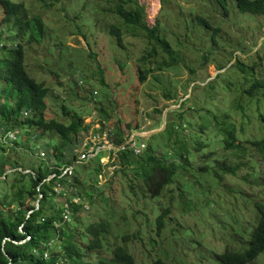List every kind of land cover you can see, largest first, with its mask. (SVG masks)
<instances>
[{
    "label": "rangeland",
    "instance_id": "obj_1",
    "mask_svg": "<svg viewBox=\"0 0 264 264\" xmlns=\"http://www.w3.org/2000/svg\"><path fill=\"white\" fill-rule=\"evenodd\" d=\"M10 1L23 2L34 13L30 15L39 14L43 21L42 44L26 52V63L28 75L48 88L46 119L62 121L63 104L84 116L87 136L102 129L98 119L106 121L108 131L116 124L129 125L145 136L162 128L146 137V145L167 161L177 153L189 163L152 197L137 174L145 152L139 157L130 154L131 167L122 166L108 138L100 162L115 170L102 174L101 180L96 178L97 160L84 168L73 162L87 182L84 191L93 197L84 201L90 209L78 213L77 262L99 264L111 246L125 248L136 264H220L216 256L225 250L244 251L256 224L253 204L264 202V163L249 146V141L264 137L259 121L264 116V90L251 89L264 78V13L241 14L233 1L226 12L214 0H136L144 7L146 23L157 27L181 61L141 83L137 63L152 44H147L145 31L123 22L116 24L122 41L117 44L108 29L118 20L106 12L105 0H59L47 10L39 0ZM196 17L212 30L197 26ZM20 133V149L11 160L34 171L53 164L43 160L45 156L39 158V152L45 153L46 144L55 145L56 140L35 132L26 135V129ZM228 133L240 148L224 150ZM13 171L5 166V173ZM142 172H149L147 165ZM11 183L8 178L6 186L0 185V197ZM9 207L15 210L17 203ZM166 210L158 230L157 219ZM101 221L107 225L102 247L86 251L91 238L84 231ZM51 247L58 245L53 242ZM252 264H264V253Z\"/></svg>",
    "mask_w": 264,
    "mask_h": 264
},
{
    "label": "trees",
    "instance_id": "obj_2",
    "mask_svg": "<svg viewBox=\"0 0 264 264\" xmlns=\"http://www.w3.org/2000/svg\"><path fill=\"white\" fill-rule=\"evenodd\" d=\"M56 1L59 0H50L49 3L46 0H39L46 10ZM105 1L108 4L106 12L118 20L111 23L108 29L117 44L122 42L120 31L116 27L119 22L145 31L148 37L147 44H152L137 63L136 73L141 83L145 82L148 76L156 78L154 74L158 71L180 64L181 61L176 57L169 41L158 35L155 25L150 27L146 23L144 7L136 0ZM214 1L226 12L229 2L233 1L241 14L264 13V0ZM30 12L34 14L23 2L0 0V185L6 186L8 178H12V183L0 197V264H79L77 260L80 253L76 237L79 234L78 224L81 218L78 213L90 209L84 201L93 197L84 191V184L87 182L80 179L74 168L78 157L75 150L81 148L89 126L84 124V116L67 109L63 104L59 108L62 121L55 118L46 119L48 88L27 73L26 52L31 47L41 45L44 37L41 16L30 15ZM194 22L197 26L212 30L202 18L196 17ZM217 32L215 30L213 34ZM199 58L205 62L202 57ZM141 65L146 66V69H142ZM251 89L264 90V78L257 80ZM247 95L251 96L252 92H247ZM90 109L93 115L94 110ZM259 121L264 127V116H260ZM105 122L98 119L99 128H107ZM134 128L137 131L138 125H134ZM22 129H26V135L35 132L56 140L55 145L51 142L46 144L45 153L39 152V158L43 159L45 156L43 160L49 158L53 163L49 165L46 161L45 170L23 168L17 160H11V155L20 149L18 141L22 136L20 133ZM131 129L132 126L129 125L123 128L119 124L111 126L110 143L113 146H121L127 140V135L134 133ZM249 146L257 150L261 162L264 163V137L259 141H249ZM240 147V144H235L233 134L228 133L224 141V150ZM6 149H9L7 155ZM115 152L118 154L120 165L129 164L131 167L127 160L130 151ZM145 153L146 159L140 165L137 174L145 179L146 191L152 197L158 196L171 182L172 176L180 166L187 168L189 164L182 154L174 153L170 156L171 161H167L164 156L154 154L149 146ZM96 160L95 171L98 178L103 168L99 165V158ZM7 165L14 170L12 173H5ZM81 165L83 168L87 166ZM144 165L148 166L149 172H142ZM70 166L72 171L68 174L65 170ZM224 172L232 174L230 170ZM7 198L9 202L6 201ZM32 201H38V205H31ZM14 203H17V208L12 210L9 206ZM253 207L257 218L248 236L246 249L239 253L225 250L216 256L220 264H252L264 253V202H255ZM168 213V210L164 211L157 219L158 230L164 226V218ZM106 229V223L101 221L92 223L84 231L91 238L89 245H84L86 251L101 249L102 235L106 233ZM53 242L58 245L57 249L51 247ZM111 247L108 257L102 256L99 264H136L133 256L125 248ZM152 264L164 263L157 260Z\"/></svg>",
    "mask_w": 264,
    "mask_h": 264
},
{
    "label": "built area",
    "instance_id": "obj_3",
    "mask_svg": "<svg viewBox=\"0 0 264 264\" xmlns=\"http://www.w3.org/2000/svg\"><path fill=\"white\" fill-rule=\"evenodd\" d=\"M12 138L13 135H10ZM112 133L108 131L107 129H103L98 131L97 133L90 134L85 140L82 145L81 150L79 151L78 155V161H88L89 159L95 157L100 150L106 149V141L107 139H111ZM101 142H104V144H101ZM110 148H113L115 150H129L131 151L135 156L141 155L146 150V144L143 142H137L135 137L133 135H129L127 137V140L125 141V144L121 147H113L110 144ZM72 171L71 168H66L65 172L70 174Z\"/></svg>",
    "mask_w": 264,
    "mask_h": 264
},
{
    "label": "clouds",
    "instance_id": "obj_4",
    "mask_svg": "<svg viewBox=\"0 0 264 264\" xmlns=\"http://www.w3.org/2000/svg\"><path fill=\"white\" fill-rule=\"evenodd\" d=\"M100 130H101V129H100ZM100 130H99V131H100ZM102 130H103V129H102ZM95 131H97V130H95ZM140 134H141V133H136V132H134V133L129 134V135H133V136L135 137L136 141L138 140L139 142H143V143L146 144V142L144 141L146 138L140 137ZM129 135H127V136H129ZM87 137H88V136H87V133H86V135H85V137H84V140H85ZM84 140L82 141V145H83V143H84ZM110 144H111V143H110ZM124 144H125V142H124L123 144H121V146L124 145ZM111 145H112V144H111ZM112 146H113V145H112ZM121 146H114V147H121ZM81 148H82V146H81ZM81 148L75 150V153L78 154L79 151L81 150ZM146 149H147V145H146ZM126 150H127V149H126ZM107 151H108V150H107ZM109 151H113L112 154H115V153H114V150H109ZM116 151H119V150H116ZM122 151H123V150H122ZM128 151H129V150H128ZM145 151H146V150H145ZM105 152H106V150H105V149H102V150H100V152H99L95 157L89 159L88 161H83V162H79V161H78V157H79V155H78L77 160L75 161V165H76L77 163L85 164V165H89V163H90L91 161L96 160V159L99 158V163H100L99 165L103 168V170H102V172L98 175V178H97V179L101 180V175H102V174L104 175L105 172H109V173L112 175V174H113V171L115 170V168H114L112 171H110L109 168L107 167V166H108L107 164H105V165L101 164L100 160L105 156ZM130 153H131V155L134 156V157H138V156H141V155H142V154H141V155L135 156L131 151H130ZM143 154H144V153H143ZM109 155H110V154H109ZM69 168L72 169L71 166H70ZM104 178H105V177H104ZM104 181H106V179H105ZM36 205H38V204H36Z\"/></svg>",
    "mask_w": 264,
    "mask_h": 264
},
{
    "label": "water",
    "instance_id": "obj_5",
    "mask_svg": "<svg viewBox=\"0 0 264 264\" xmlns=\"http://www.w3.org/2000/svg\"><path fill=\"white\" fill-rule=\"evenodd\" d=\"M162 130V128H160V129H156V130H152V131H149L148 133H147V135H141L140 134V137H143V138H146V137H150L152 134H155V133H157V132H160ZM148 138H146V139H148ZM37 203H38V201H37Z\"/></svg>",
    "mask_w": 264,
    "mask_h": 264
}]
</instances>
